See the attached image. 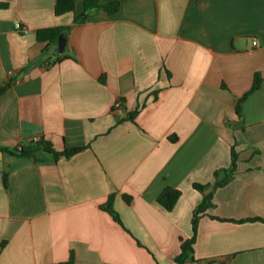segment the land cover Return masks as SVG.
<instances>
[{"label":"crops","instance_id":"0c3cea01","mask_svg":"<svg viewBox=\"0 0 264 264\" xmlns=\"http://www.w3.org/2000/svg\"><path fill=\"white\" fill-rule=\"evenodd\" d=\"M56 1L0 0V147L82 150L2 152L0 264H177L204 196L193 185L213 186L232 150L190 264H264V0H101L118 13L81 25L85 0L61 16ZM57 27H71L69 58L48 67L55 47L36 33ZM167 187L181 192L171 212L157 203ZM110 196L124 228L100 208Z\"/></svg>","mask_w":264,"mask_h":264},{"label":"trees","instance_id":"16d2710c","mask_svg":"<svg viewBox=\"0 0 264 264\" xmlns=\"http://www.w3.org/2000/svg\"><path fill=\"white\" fill-rule=\"evenodd\" d=\"M119 8H120L119 1L85 0L84 12L81 15L75 17L74 24L81 25L85 23L87 19V15L91 11L102 10L106 12L108 15L112 16L118 13ZM74 11H75V0H57L56 1L54 12L57 16H61L63 14L74 12ZM70 29L71 27H57V28H48V29H42V30L37 31L36 38L38 42L45 43L47 46L49 45V46L55 47V59L54 60L50 59L51 61L49 60L47 62L48 67H51L69 58L65 53L59 54L58 37L61 34H64L65 37L67 38ZM46 52L47 50L43 49V54ZM32 67H33V64L26 67L23 70L24 73L28 72ZM260 86H261V79L258 75H255L250 93L258 90ZM247 95L239 99L236 105L235 111L238 117H240L241 104L243 103ZM137 115H138V111H135L134 113L129 114L128 118L129 120H131V122L136 123ZM19 147L21 148V150H18V147H17L10 152L6 150L5 148L0 147V151L9 152L12 155L18 156L20 158H30L35 163H43V162H48L50 160L56 162L61 157L69 158L82 150L80 148V149L65 150L63 152H57L55 151V149L53 148V145L49 141L41 137L31 139L29 141H23L21 142ZM231 155H232V163H231L230 168L228 170L218 171L215 173V178L217 180L213 186H203L199 184L193 185V187L196 190L203 193L204 196H203V200L201 204L193 212L194 224H193L192 237L188 240H181L180 254L175 259L177 264H190L195 261L193 257V253H194L193 246L196 241L197 224H198L199 216L201 214H204L208 208L213 207V203H212L213 191L217 188L223 187L233 178L234 173L236 171L237 156L234 153V150H232ZM2 178H3V185L5 188H7L8 187V174L4 170L2 171ZM209 188H212V191L210 193H206V190ZM180 196H181V192L179 190L172 188V187H167L157 197V203L161 207H163L166 211L171 212L174 209L175 205L177 204V201L179 200ZM113 198H114L113 196H110L107 203L100 206V208L102 211L108 213L118 225L124 228L122 221L119 217V214L113 208V200H114ZM125 200L129 204L132 201L130 197H126ZM247 221H254V219H249ZM58 264H74L73 253L70 254L69 259L66 262H62Z\"/></svg>","mask_w":264,"mask_h":264},{"label":"water","instance_id":"95a60500","mask_svg":"<svg viewBox=\"0 0 264 264\" xmlns=\"http://www.w3.org/2000/svg\"><path fill=\"white\" fill-rule=\"evenodd\" d=\"M66 45H67V38L64 34H61L58 37V52L59 54H63L66 51ZM3 89V85H0V91ZM2 152L0 151V170L3 169V161H2Z\"/></svg>","mask_w":264,"mask_h":264},{"label":"built area","instance_id":"2783aa9c","mask_svg":"<svg viewBox=\"0 0 264 264\" xmlns=\"http://www.w3.org/2000/svg\"><path fill=\"white\" fill-rule=\"evenodd\" d=\"M15 29H16L17 31H19L20 33H22V34H25V33L28 32V30H27L26 28H23V27L21 26L20 23H16V24H15ZM253 45H254V46H257V41H254V42H253ZM121 106H122V104L118 101V102L115 103L114 108H115V109H120ZM18 150H21V148L18 147Z\"/></svg>","mask_w":264,"mask_h":264}]
</instances>
